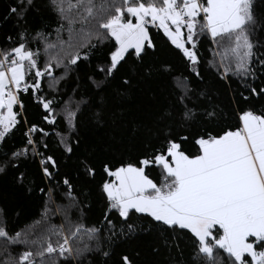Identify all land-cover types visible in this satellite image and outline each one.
Masks as SVG:
<instances>
[{"label":"snow or ice","instance_id":"1","mask_svg":"<svg viewBox=\"0 0 264 264\" xmlns=\"http://www.w3.org/2000/svg\"><path fill=\"white\" fill-rule=\"evenodd\" d=\"M44 6L58 25L55 42L42 30L46 25L27 26L35 0H15L2 17H14L18 30L0 46V146L21 126L23 144L3 153L0 173L31 156L48 181L60 177L57 158L45 154L50 133L43 125H55L57 114L44 86L58 93L79 62L102 53L89 83L101 90L117 81V96H127L137 79L171 71L168 64L145 63L156 36L178 50L198 80V46L210 42L207 65L230 93L237 126L222 125L226 113L212 94L196 93L188 76L174 77L180 127L196 123L200 134L192 140L174 135L170 106L157 121L159 148L149 143L134 162L104 163L106 178L97 188L106 207L98 226L84 224L67 175L56 185L63 186L65 202L55 203L50 187L43 212L30 224L10 230L0 214V264H137L138 251L119 249L140 234L156 238L153 252L165 250L168 264H264V0H44ZM63 32L67 41L60 39ZM75 93L59 114L64 127L55 135L62 154L78 147L77 117L91 103ZM25 96L39 122L27 120ZM104 104L101 95L93 113L97 123ZM152 170H158L155 179ZM80 171L88 181L98 174L89 156L80 159ZM76 212L81 215L74 220ZM52 217L62 222L52 223Z\"/></svg>","mask_w":264,"mask_h":264},{"label":"trees","instance_id":"2","mask_svg":"<svg viewBox=\"0 0 264 264\" xmlns=\"http://www.w3.org/2000/svg\"><path fill=\"white\" fill-rule=\"evenodd\" d=\"M14 2L15 0H0V46L4 45L5 35L14 36L18 30L14 17L6 22L2 18L6 14L8 6ZM35 2L37 8L32 9L26 17L27 26L31 31L41 25H46L47 27L42 30L46 34L51 33L48 36L49 42H55L57 39L55 29L58 26L55 16L47 11L44 0H35ZM257 10L260 11L261 7L258 6ZM151 31L156 33L155 29H151ZM60 39L67 41V32L61 33ZM155 42L156 49L149 50V54L145 57V63L151 64L153 67L168 64L171 66V71L168 73L154 72L151 77L137 79L135 86L127 96H117V81H112L101 90L94 89L89 83L88 77L93 75L96 64L103 62L102 53L93 56L90 63L79 62V66L68 74L65 81L61 82L58 93L49 92L46 85L44 86V94L48 98L55 97L53 107L57 114L55 125H43L50 133L45 138L49 145V150L45 154L54 155L57 158L61 176L56 180L48 181L38 170L37 163L32 162L31 156L21 160L18 168L10 167L0 173V214L8 221L10 230L21 228L40 217L45 206V193L50 187L54 189L55 203L65 202L61 198L64 191L63 186L56 188L64 175L68 176L79 196L84 224L98 226L106 207L97 188V185L106 178L100 171L102 165L109 163L118 166L120 163L134 162L138 156L143 154L145 145L149 143L153 147L159 148L160 141L154 135L161 127L157 121L164 110L170 106H173L171 127L174 135H187L189 140L199 135L201 130L196 123L180 127L178 109L175 107L174 77L188 76L191 81L190 86L196 93L206 90L212 94L213 102L219 103L226 113L222 125L237 126L235 114L229 104L230 93L225 83L220 81L215 71L209 70L207 65V61L212 59L209 50L210 42L205 39L198 46L199 52L202 54L200 73L203 80L195 79L192 76L186 68V62L178 55V50H174L159 36H156ZM31 46L35 48L36 44L33 43ZM119 76L118 73V79ZM232 86L235 88V83ZM73 89H76L75 99L83 96L91 103L88 107L82 106V114L77 117L80 141L78 147L74 146L72 154H62L55 133L60 132L64 127V122L59 115L61 105L73 93ZM101 95L105 99L104 113L102 121L97 123L93 113L98 110ZM25 104L29 123L39 122L38 110L28 102L26 96ZM42 111V109L39 110L41 113ZM168 122L165 121V123ZM22 131L23 127L21 126L6 139L3 146H0V159L3 158L4 152H10L22 146ZM85 156H89L95 162L98 173L95 180L88 181L80 171V159ZM20 173H24L23 181L18 179ZM149 174L155 179L158 170H152ZM40 189H44V192H41ZM52 207L55 208V204ZM80 215L81 212H76L72 219L75 220ZM61 222L60 217H52V223L58 225ZM157 243L154 236L140 234L131 240L120 242L119 250L138 251L137 264H168V253L165 250L161 249L159 254L153 252V247Z\"/></svg>","mask_w":264,"mask_h":264},{"label":"rangeland","instance_id":"3","mask_svg":"<svg viewBox=\"0 0 264 264\" xmlns=\"http://www.w3.org/2000/svg\"><path fill=\"white\" fill-rule=\"evenodd\" d=\"M57 40V39H56Z\"/></svg>","mask_w":264,"mask_h":264}]
</instances>
